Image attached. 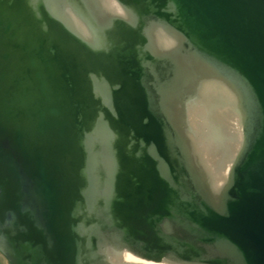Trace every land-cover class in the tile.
Instances as JSON below:
<instances>
[{
	"label": "water",
	"instance_id": "1",
	"mask_svg": "<svg viewBox=\"0 0 264 264\" xmlns=\"http://www.w3.org/2000/svg\"><path fill=\"white\" fill-rule=\"evenodd\" d=\"M9 264H264V0H0Z\"/></svg>",
	"mask_w": 264,
	"mask_h": 264
},
{
	"label": "rangeland",
	"instance_id": "2",
	"mask_svg": "<svg viewBox=\"0 0 264 264\" xmlns=\"http://www.w3.org/2000/svg\"><path fill=\"white\" fill-rule=\"evenodd\" d=\"M0 264H9L1 253H0Z\"/></svg>",
	"mask_w": 264,
	"mask_h": 264
}]
</instances>
